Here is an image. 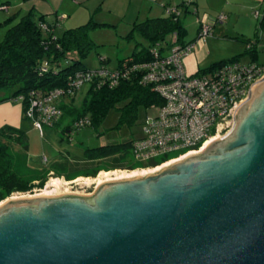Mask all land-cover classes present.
<instances>
[{
  "label": "water",
  "instance_id": "95a60500",
  "mask_svg": "<svg viewBox=\"0 0 264 264\" xmlns=\"http://www.w3.org/2000/svg\"><path fill=\"white\" fill-rule=\"evenodd\" d=\"M205 149L89 196L0 205V264H264V75Z\"/></svg>",
  "mask_w": 264,
  "mask_h": 264
},
{
  "label": "rangeland",
  "instance_id": "374dc122",
  "mask_svg": "<svg viewBox=\"0 0 264 264\" xmlns=\"http://www.w3.org/2000/svg\"><path fill=\"white\" fill-rule=\"evenodd\" d=\"M130 1L86 0V3L81 4L85 6L87 20L94 13L95 15L91 17L93 21L107 24L106 26L92 29L89 32V36L95 42V46L90 50L86 58L83 59L85 65L90 68H97L101 66L100 58L105 57L108 60L105 66L108 70L113 71L117 67L118 60L122 59L127 61L131 59L129 56L135 49V42L140 41L142 45L148 44V41L138 36V34H134V38L126 37L129 28H126L125 22L119 19L127 9L129 10L127 17L130 16L132 18L133 13L137 12L138 6H140L143 0H132L129 5ZM201 2L203 1L197 0V6L195 0H151L149 2L152 4L151 8L143 9L140 15L145 16L144 14H148V17L166 16L168 15L166 7L177 9L180 22L185 28L183 40L194 43L192 52L183 60L188 74H194L198 69L208 66L213 61L219 60V58L230 57L232 52H241L245 47L240 42L232 41L229 46L221 48L218 54L214 56V52L211 51L213 49L211 44L203 42L204 40L206 41L209 35L205 39H199L198 37L199 22L205 16H208L205 15L207 9L202 6ZM51 3L52 7L50 8ZM61 3L62 8L60 7V10L65 9L66 6L67 8L70 7L67 5L69 0H0V40L5 34L7 24L15 23L21 16L30 11H33L35 17H38L40 15L37 12L38 9L44 10L49 6V11H52L56 9V5ZM166 3L169 4L165 6ZM71 9L72 7H70ZM241 12L254 17L253 9L242 10ZM76 16L80 15L75 12L73 18ZM44 18L47 21L46 23H53V15H45ZM144 18L147 17H142L140 20ZM232 19L234 20V17H231L229 20L227 19L222 24L217 23L216 30L219 27L230 29V22L231 24L234 22ZM76 22L75 24L79 25L78 21ZM64 28L65 26H59V23H57V26L56 24L54 25V29L57 32H61ZM244 29L248 30V28ZM249 30L253 34L254 26L252 29L249 28ZM172 34L166 36L167 41L172 38ZM161 44H166V41H163ZM168 52L169 50L167 48L163 50L164 54ZM67 63L68 60L66 62L64 60L62 65H66ZM87 88V83L81 84L73 95V101L76 107L79 108L81 106ZM12 92L13 89H0V128L8 125L20 129L26 134V147L14 142L10 145L12 166L18 174L29 178V180L31 179V183L35 186L26 192H14L5 199L10 197H32V195L34 197L38 195H58L63 193L89 196L96 191L100 184L106 181L120 179L124 177V173H139L142 170L145 172L149 170L151 172L154 169H159V167L172 162V159H166L158 162L155 166L146 167L144 165L147 162H138L131 155H128L125 159L126 161L121 162L118 167H114L110 159H104L99 164L95 162L96 165L94 163L86 165V161L84 160V150L86 148L124 143L139 137L141 135V124L144 122L146 116L155 114V108H149V106L139 104L133 122H120L121 107L127 101H118L115 106L109 108L102 122L97 127L85 126L79 128L74 131L70 139L61 129L69 123L72 126L71 120L62 119L59 127H43L42 131H40L34 125L33 121L26 117L22 110V101H17L10 97ZM67 99L68 97L61 98L64 101ZM232 123L233 119L228 122V126L220 133V136L228 132ZM217 137L219 136L214 138ZM180 151L173 152L170 155L173 156ZM159 160L160 158L157 159V161ZM56 162L66 163L67 169L61 170L57 168L55 165ZM41 180L43 184L39 186ZM56 180H61L63 184L58 186L52 185V182ZM98 180L101 183L98 184ZM3 200H0V205H2Z\"/></svg>",
  "mask_w": 264,
  "mask_h": 264
},
{
  "label": "trees",
  "instance_id": "16d2710c",
  "mask_svg": "<svg viewBox=\"0 0 264 264\" xmlns=\"http://www.w3.org/2000/svg\"><path fill=\"white\" fill-rule=\"evenodd\" d=\"M44 17L45 14L35 17L33 11L26 13L15 23L7 24L5 34L0 40V89H13L10 95L11 98L23 95L22 110L24 113L31 92L44 94L53 88H67L69 78L76 71L90 68L83 62V59L95 46L89 32L97 27L107 25L95 22L91 18L84 24L68 28L60 35H55L53 32L55 23H46ZM40 23L47 24L48 30L42 29ZM259 25L264 27V18ZM135 32L141 38L146 39L148 44L136 43L135 49L129 56L131 59L127 61L118 60L116 68L124 62L149 59L151 47L157 43L161 46L163 41L169 43L166 40L168 34L176 33L179 44L187 43L183 40L185 28L181 24L179 16L172 14L134 22L126 37L133 38ZM253 51L252 44L249 43L247 52L252 54ZM234 59L237 58L233 57L214 62L198 69L195 73L208 71L221 62ZM64 60L65 62L68 60L66 65H62ZM100 60L101 65L104 66L108 61L105 57H101ZM45 62H47L46 70H42ZM103 79L98 77L88 83L86 95L79 108L74 105V94L59 97L56 103L62 114L51 127H59L62 119L71 120L73 124L80 117L88 118L90 124L86 126L97 127L109 108L115 106L118 101H127L121 107L120 122L131 123L134 121L139 104L149 106L153 103H161L160 97L149 87L139 84L137 77L121 79L112 87H109L107 78ZM62 97H68V99L64 101L61 100ZM71 127L69 123L61 129L67 137L70 136L68 131ZM26 138V134L20 129L8 125L0 128V200L5 199L14 192L29 191L35 186L31 183V179L29 180V178L18 174L12 166L10 145L14 142L26 147ZM131 143L132 140L119 144L86 148L84 150L85 163L86 165L95 164V162L99 164L104 159H110L112 165L118 167L121 162L126 161L128 155H131ZM166 159L163 157L159 161L153 160L144 166H155L158 162ZM65 164L56 162L55 165L57 168L64 170L67 169V164ZM42 184L43 181L41 180L39 186Z\"/></svg>",
  "mask_w": 264,
  "mask_h": 264
},
{
  "label": "built area",
  "instance_id": "2783aa9c",
  "mask_svg": "<svg viewBox=\"0 0 264 264\" xmlns=\"http://www.w3.org/2000/svg\"><path fill=\"white\" fill-rule=\"evenodd\" d=\"M166 11L168 15L179 16L176 8L166 7ZM224 19L223 14L214 20L202 19L199 22V39H205L214 21ZM39 25L48 30L47 24ZM172 35L169 43L161 46L157 43L151 47L147 60L124 62L113 71L104 65L79 70L69 78L67 88H53L44 94L31 92L25 109L26 117L42 131L43 127H51L62 114L56 103L58 98L75 94L81 84H88L99 77L107 78L109 87H112L121 79L137 77L138 83L154 91L161 103L149 105L156 112L146 116L141 124V135L132 140V158L147 163L163 157L174 160L200 150L204 142L215 136L221 137L220 133L233 119L235 109L247 97L251 85L264 75V66L256 62L230 60L208 71L188 74L183 60L192 52L194 43L179 44L176 33ZM166 48L169 52L164 54ZM46 63L42 70H46ZM13 99L23 102L24 96L18 95ZM89 124L86 117L76 119L68 131L69 138L75 130ZM179 150V153L170 155Z\"/></svg>",
  "mask_w": 264,
  "mask_h": 264
},
{
  "label": "crops",
  "instance_id": "0c3cea01",
  "mask_svg": "<svg viewBox=\"0 0 264 264\" xmlns=\"http://www.w3.org/2000/svg\"><path fill=\"white\" fill-rule=\"evenodd\" d=\"M85 1L86 0H69V3H67V5L72 7L71 10L70 7L67 8V6L65 7V9L60 10V7L62 8V3H63L62 2L61 4L56 5V9L52 11H49V6H48V8L44 10L38 9L37 12L45 15H53L54 16L53 23H55L56 26L57 23H59V26L64 25L65 28L62 30L64 31L68 28H74L81 24L86 23L87 21L90 20L92 16L95 15L94 13H92L89 19L88 20L86 19L87 12L85 11V6L81 5L83 3H86ZM131 1L129 2V5ZM150 1L151 0L149 1L143 0L140 6H138L137 12L133 13L132 18H130V16L127 17L129 15L128 9L120 17L119 20L125 22L126 28H129V31L131 30L132 24L134 22H140L147 18H151L147 16L148 14H144L145 16H140L143 9L151 8L152 4L149 3ZM195 1H196V5L198 6L197 0ZM202 1H203L201 2L202 6L207 9V11H205V15L208 16H205V18L208 17L209 19L214 20L219 14L227 15V17L225 15V19L223 21H218V20L214 21L211 30L208 34L209 37L206 39V41L205 40L203 41L211 44V47H213L211 51L214 52V56L218 54L221 48H226L227 46H229L230 42L232 41L240 42L242 45H245L243 51L238 53L232 52L231 53L232 55L230 54L231 55L230 57L219 58V60H215L212 63L236 57L237 59L234 60H239L244 63L256 62L264 66V27H261L259 25L261 20L264 18V0H202ZM168 4L169 3H166L165 5ZM51 7H52V3L50 5V8ZM252 9L254 11L253 12L254 17L250 14L245 15L241 12L242 10L245 11ZM75 12H77V14H79L80 16H76L75 18H73V14ZM60 15H62L63 17ZM142 17H147V18L140 20L142 19ZM231 17H234V20L232 19L234 22L232 24L230 22V29L225 27H219L216 30L217 23L222 24L227 19L229 20ZM76 21H78L79 25L75 24L77 23ZM253 26H254V32L252 34L249 28L252 29ZM244 28H248V30H245ZM62 31L57 32L56 29L53 28V32L55 35H60ZM134 34H136V32ZM138 42L140 41L135 42V45ZM249 43L252 44L254 50L252 54L247 52V47ZM261 50L263 51L261 52Z\"/></svg>",
  "mask_w": 264,
  "mask_h": 264
},
{
  "label": "bare ground",
  "instance_id": "6f19581e",
  "mask_svg": "<svg viewBox=\"0 0 264 264\" xmlns=\"http://www.w3.org/2000/svg\"><path fill=\"white\" fill-rule=\"evenodd\" d=\"M215 137H216V136H215ZM213 138H214V137H213ZM213 138H211L210 140L204 142L203 145L201 146L200 150L205 149V148H206V147H207L212 141H214V140L217 139L218 137H217V138H214V139H213ZM195 152H196V151H195ZM190 153H194V152H190ZM172 161H174V160H172ZM170 163H171V162H170ZM167 164H168V163H167ZM167 164H165V165H167ZM154 170H156V169H154ZM154 170H152V171H154ZM148 172H150V171L148 170V171L145 172V171L142 170V172H139V173H138V172H137V173H136V172H135V173L133 172V173H130V174H125V173H124V177H122V178H125V177H131V176H135V175H143V174L148 173ZM99 183H101L100 180H98V184H99ZM61 184H63V182H62L61 180H60V181H57V180H56V181H53V182H52V185H54V186H58V185H61ZM98 184H97V185H98ZM32 196H33V195H32ZM11 198H12V199H17V198H13V197H11Z\"/></svg>",
  "mask_w": 264,
  "mask_h": 264
}]
</instances>
